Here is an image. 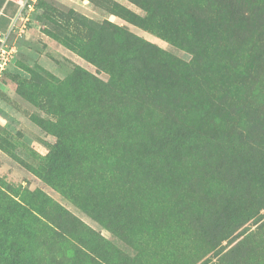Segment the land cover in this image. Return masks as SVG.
I'll use <instances>...</instances> for the list:
<instances>
[{
	"label": "rangeland",
	"instance_id": "obj_1",
	"mask_svg": "<svg viewBox=\"0 0 264 264\" xmlns=\"http://www.w3.org/2000/svg\"><path fill=\"white\" fill-rule=\"evenodd\" d=\"M27 3L0 74L6 249L264 264V0ZM51 168L67 195L39 176Z\"/></svg>",
	"mask_w": 264,
	"mask_h": 264
},
{
	"label": "trees",
	"instance_id": "obj_2",
	"mask_svg": "<svg viewBox=\"0 0 264 264\" xmlns=\"http://www.w3.org/2000/svg\"><path fill=\"white\" fill-rule=\"evenodd\" d=\"M188 15L192 14V11L189 10L187 12ZM159 33L160 34H164V35H168L164 29V27H159ZM133 58H131V60L133 62H129L130 67H132L134 70H138V65L136 62V57H140V55L142 54V51L140 50L138 43H136V49H133ZM138 61V59H137ZM61 140V138H60ZM62 149V145L61 142L59 141V144L56 146V150H55V156H53L52 160L54 162V160L58 161L61 159L60 158V154H58ZM145 152H147L149 156H152L153 154L151 153L152 150H146ZM59 173H55L53 168L45 170L44 172H41V174H39V176H41L43 178V180H45L47 183L51 184L52 186H54L58 191H61L62 193L67 195L66 192V188H65V184L62 182V176L60 174V170L58 171ZM70 190V186H68L67 191ZM7 247L4 246L1 242H0V262L2 263H7V264H28L25 261H32L30 258H27L26 255H22L21 258L17 257L16 255H13L11 252H9L7 249ZM24 260V261H23ZM33 262V261H32Z\"/></svg>",
	"mask_w": 264,
	"mask_h": 264
},
{
	"label": "crops",
	"instance_id": "obj_3",
	"mask_svg": "<svg viewBox=\"0 0 264 264\" xmlns=\"http://www.w3.org/2000/svg\"><path fill=\"white\" fill-rule=\"evenodd\" d=\"M21 5L19 0H0V38L12 30L21 13Z\"/></svg>",
	"mask_w": 264,
	"mask_h": 264
},
{
	"label": "built area",
	"instance_id": "obj_4",
	"mask_svg": "<svg viewBox=\"0 0 264 264\" xmlns=\"http://www.w3.org/2000/svg\"><path fill=\"white\" fill-rule=\"evenodd\" d=\"M28 0H25L24 3L21 5V9L27 5L30 6V4L27 3ZM5 37L0 38V74L4 70V68L7 65L8 55H10L13 52V49L10 47H7L5 43Z\"/></svg>",
	"mask_w": 264,
	"mask_h": 264
}]
</instances>
